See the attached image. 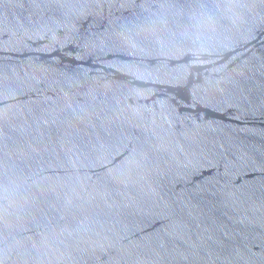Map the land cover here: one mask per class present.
Here are the masks:
<instances>
[{
	"label": "water",
	"instance_id": "95a60500",
	"mask_svg": "<svg viewBox=\"0 0 264 264\" xmlns=\"http://www.w3.org/2000/svg\"><path fill=\"white\" fill-rule=\"evenodd\" d=\"M0 264H264V0H0Z\"/></svg>",
	"mask_w": 264,
	"mask_h": 264
}]
</instances>
